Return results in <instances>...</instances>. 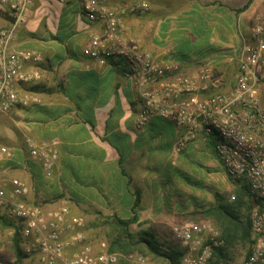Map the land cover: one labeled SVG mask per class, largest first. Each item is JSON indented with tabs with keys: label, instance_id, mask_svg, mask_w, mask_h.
<instances>
[{
	"label": "crops",
	"instance_id": "0c3cea01",
	"mask_svg": "<svg viewBox=\"0 0 264 264\" xmlns=\"http://www.w3.org/2000/svg\"><path fill=\"white\" fill-rule=\"evenodd\" d=\"M14 1L3 3L0 29L12 21ZM110 1L119 5L121 0ZM247 1L153 0L152 11L138 15L141 26L130 19L135 15H127L123 22L157 61L178 63L184 72L209 65L216 75L222 65L236 61L243 42L251 39L252 28L264 15V0H251L240 11ZM101 31V23L85 17L83 0L29 4L12 48L42 54L38 67H25L38 69L39 79L18 87L21 94L33 93L42 102L13 108L8 136L10 142L31 138L48 144L58 150L59 158L50 172L29 160L27 169L12 172L13 176L29 186L26 201L33 205L47 209L68 205L73 212L92 211L95 218L135 215L131 231L142 224L170 226L179 221L173 217L180 211L165 209V193L174 187L164 174L182 157V151L176 150L181 130L159 116L145 127L137 126L142 100L122 64L101 66L84 55L91 36ZM220 76L216 77L223 79ZM5 120L0 117V127ZM188 148L210 147L196 140L183 151ZM9 164L6 161L2 167ZM174 189L187 191L183 183Z\"/></svg>",
	"mask_w": 264,
	"mask_h": 264
},
{
	"label": "built area",
	"instance_id": "2783aa9c",
	"mask_svg": "<svg viewBox=\"0 0 264 264\" xmlns=\"http://www.w3.org/2000/svg\"><path fill=\"white\" fill-rule=\"evenodd\" d=\"M6 1L0 0V10ZM32 1L12 2V21L0 29V117L17 105L42 102L38 95L18 90L21 84L39 79L38 69L26 71L25 67H38L43 63L42 54L26 47L12 48ZM83 10L88 21L102 24V31L91 36L84 55L101 66L111 59L123 62L124 75L142 100L137 126H147L154 116L169 121L181 130L176 142L178 152L196 140L212 141L230 180L246 185L250 195L259 200L249 212L252 249L242 264H264V15L253 27L251 39L243 42L236 58L237 72L228 82L217 78L209 65L184 72L180 64L161 63L143 48L123 21L127 15L146 14V0L119 5L110 0H83ZM25 144L30 158L45 172L54 169L59 158L56 148L30 138ZM14 156L12 149L0 148V161L13 160ZM28 192L18 178L0 182V206L18 222L23 255L31 264L149 262L143 255L110 252L105 241L90 244L82 216L74 214L68 205L47 209L30 204L24 200ZM173 232L185 251L180 264H212L214 248L223 244L219 231L209 222L189 221L175 226Z\"/></svg>",
	"mask_w": 264,
	"mask_h": 264
},
{
	"label": "rangeland",
	"instance_id": "374dc122",
	"mask_svg": "<svg viewBox=\"0 0 264 264\" xmlns=\"http://www.w3.org/2000/svg\"><path fill=\"white\" fill-rule=\"evenodd\" d=\"M119 1L120 0H117L115 2L117 3ZM137 1L139 0H121L120 2ZM146 1L149 3L148 12L152 11L151 5L153 4V0ZM241 9L242 8L239 10L241 11ZM148 12L146 14H148ZM130 19H134L136 21V25L138 24L141 26L143 23L138 15L130 16ZM181 52H184L183 49ZM237 66V62L233 60L227 65H222L219 71L216 72L217 74L215 76L221 75L220 77H223L224 81L230 82L237 72ZM11 111L7 115L1 116L6 120L3 128L0 127V148L4 146L8 149H12L15 153V156L13 160L8 161V163H11L9 164V167H2L6 161H0V182H8L12 178H18L28 187L29 194L30 188L26 182L17 176H13L12 172L25 171V169H27L29 160L39 165L42 170L43 168L38 161L30 158L25 144L27 138L24 140L22 139L21 143L19 141L16 143L14 140L10 142L7 129L9 128L8 124L11 117ZM3 130L6 131L5 134H2ZM181 154V159L178 160L177 164L175 165L170 164V167H168L166 170L164 177L170 181L171 186L174 188L179 183H183L187 191L176 193L175 189L173 188L169 194L165 193V198H163V203H165V209L167 211H180V213H177V215L173 217L175 219H179V221L171 224L170 226H155L153 224L135 225L134 228L132 227V231L130 230L135 236L134 240L138 239L144 232L153 234L154 238L160 243L161 248L164 251H167L169 248L176 249L181 247L180 242L176 239L173 232L175 226L189 221L209 222L215 229L219 231L215 223V218L213 216H208L205 211L212 205L217 204L221 198L226 203L231 205L235 204L233 202L234 200H231V197L235 195L236 192L235 186L228 177V174L222 167L218 158L213 154L211 148H207L204 151H196L188 148V150L182 151ZM163 171H165V169ZM187 192H190V194H187ZM28 194L24 197V200H26ZM177 195L183 196V198L181 199V197H177ZM73 213L82 216L85 219L86 231L90 244L96 245L101 241H105L109 244L114 238L115 232L113 228L108 225V219L112 216L108 217L99 215V218H95L93 212L89 210L84 213L79 211ZM16 223L18 224L16 220L8 216L7 209L0 206V264H31V261L25 257V255H23L20 259H17L14 253L13 238L16 231ZM128 253L147 257L149 259L147 264H163L159 258H155L153 254L148 253L143 244L135 245V249ZM229 253L232 262L234 264H240L244 259L246 247L243 245L233 247L229 250Z\"/></svg>",
	"mask_w": 264,
	"mask_h": 264
},
{
	"label": "trees",
	"instance_id": "16d2710c",
	"mask_svg": "<svg viewBox=\"0 0 264 264\" xmlns=\"http://www.w3.org/2000/svg\"><path fill=\"white\" fill-rule=\"evenodd\" d=\"M250 2L251 0L242 7L241 11L247 9ZM110 63L113 65L119 64L120 66L122 64V70L125 72L123 62L111 59ZM207 145L214 152L213 142L210 141ZM233 184L236 191L234 195L235 199L233 201L235 203L234 205L224 202L221 198L217 204L212 205L205 211L208 216H213L215 218L220 238L223 240L221 246L214 248V261L212 264H234L229 253V250L233 247L239 245L246 247L244 257L248 256L252 249L249 212L254 206L255 201L258 202L259 200L254 199L250 195L249 189L246 185H239L237 183ZM108 220V225L111 226L115 232L114 238L108 246L110 252L125 254L133 251L135 245L143 244L147 249V252L153 254L155 258H159L163 264H180L185 252L182 246L176 249L169 248L167 251H164L161 248L160 243L154 238V235L148 232H144L138 239L134 240L135 236L130 231V225L137 220L135 215L129 219L112 216ZM15 227L16 231L13 238V250L17 259H20L23 256L22 247L20 245L21 228L17 223ZM240 264H242V262Z\"/></svg>",
	"mask_w": 264,
	"mask_h": 264
}]
</instances>
